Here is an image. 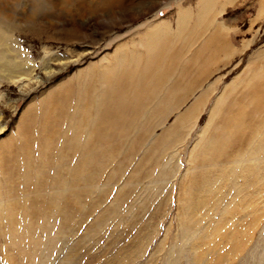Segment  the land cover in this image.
<instances>
[{
  "label": "rangeland",
  "instance_id": "obj_1",
  "mask_svg": "<svg viewBox=\"0 0 264 264\" xmlns=\"http://www.w3.org/2000/svg\"><path fill=\"white\" fill-rule=\"evenodd\" d=\"M0 1L39 76L0 86V264H264V0ZM160 24L159 75L78 152L68 84Z\"/></svg>",
  "mask_w": 264,
  "mask_h": 264
},
{
  "label": "bare ground",
  "instance_id": "obj_2",
  "mask_svg": "<svg viewBox=\"0 0 264 264\" xmlns=\"http://www.w3.org/2000/svg\"><path fill=\"white\" fill-rule=\"evenodd\" d=\"M120 2L121 0H97L92 6L86 0H81L80 6L84 5L82 8L90 11L92 7L95 13L98 10L110 13L119 7ZM212 4L213 0L201 1L205 11L213 9ZM79 11L80 9H71V20L75 21L78 18ZM33 15L47 18L50 13H48L47 6L39 4L35 6ZM29 16L28 13L25 18ZM18 20L21 19L11 12V8L0 1V86L4 82L29 86L39 81V76L34 73L33 65L20 55L21 50L13 38V32L18 27ZM163 31L165 27L160 24L153 32V36L145 40L143 58L136 53L137 50H133L131 54L128 50L117 52L112 63L98 65L92 74L80 76L77 80L79 86H76V89L74 83L71 87L68 84L67 97L70 95L69 98L72 99L76 93L77 103H85L88 107L85 108V126L72 125L68 130L71 147H77L79 152L80 147L82 145L84 147L89 141L86 137V127L94 122L91 116H103L99 112L102 105L113 107L118 103L135 98L139 90L148 86L159 75L169 48L160 35ZM73 32L71 30L70 33ZM98 105L101 106L98 107Z\"/></svg>",
  "mask_w": 264,
  "mask_h": 264
}]
</instances>
